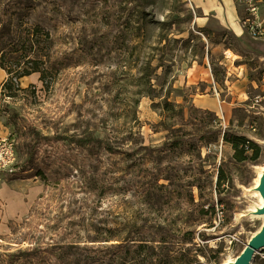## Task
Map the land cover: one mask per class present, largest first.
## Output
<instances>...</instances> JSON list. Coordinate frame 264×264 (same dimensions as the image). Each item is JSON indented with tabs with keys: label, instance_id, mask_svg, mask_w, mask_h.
<instances>
[{
	"label": "rangeland",
	"instance_id": "obj_1",
	"mask_svg": "<svg viewBox=\"0 0 264 264\" xmlns=\"http://www.w3.org/2000/svg\"><path fill=\"white\" fill-rule=\"evenodd\" d=\"M0 2L17 11L35 6L32 22L51 32L60 62L49 88L33 74L20 80L16 99L2 98L8 76L0 68V131L15 140L18 170H27L0 183L22 181L36 190L29 212L14 218L4 215L0 198V246L14 251L38 237L84 241L94 227L126 235L133 223L142 236L152 232L146 219H190L208 239L201 260L225 264L263 233L264 43L233 36L215 19L199 27L202 13L183 0ZM199 66L218 87L196 106L206 85L188 87L185 79ZM165 101L179 106L182 118L177 107L167 112ZM222 132L256 143L258 158L250 151L247 160H235L232 146L217 138ZM82 137L105 140L114 152L79 150L67 141ZM39 167L60 181L28 218L45 191L33 172ZM250 264H264V248Z\"/></svg>",
	"mask_w": 264,
	"mask_h": 264
},
{
	"label": "trees",
	"instance_id": "obj_2",
	"mask_svg": "<svg viewBox=\"0 0 264 264\" xmlns=\"http://www.w3.org/2000/svg\"><path fill=\"white\" fill-rule=\"evenodd\" d=\"M31 1L35 4L38 0ZM36 13L35 6L17 11L0 5V68L8 76L1 86L2 98L16 99L18 92L22 90L20 80L33 74H39L40 81L49 88L53 83L52 75L59 70L60 62L53 55V36L43 24L32 22ZM163 104L167 112H173L177 107L168 101ZM177 108V116L182 118L183 111L179 106ZM30 131L34 139L39 137L36 127H31ZM218 137L232 146L233 157L237 161L247 160V153L250 151H253L251 159L258 158L261 152L260 147L246 137L229 136L226 132L220 133ZM68 140L77 143L79 150L93 152L94 149L100 148L114 152L111 143L102 139L82 137L76 141H71L70 138ZM47 158L50 157H46V160ZM23 171L27 172L24 168L19 170L20 173ZM33 172L35 177L43 182L45 191L34 203L28 218L32 217V210L39 202L45 199L49 186L57 185L60 181L58 176L47 169L39 167ZM221 181L223 175L220 174L217 186ZM66 216V219H70L74 215ZM178 222L180 225L171 219H146L144 227H148L152 232L142 236L138 235L139 231L133 223L128 225L131 229L126 235L111 229L101 232V227H94L95 235L83 237L84 241H81L80 236L67 237L60 241H55L53 237L49 240L38 237L30 243V247L19 246L14 251L0 246V264H210L200 258L203 251L201 244L208 239L198 233L196 227L192 228L190 219ZM195 222L201 225L202 216L198 215ZM90 243L105 245H89Z\"/></svg>",
	"mask_w": 264,
	"mask_h": 264
},
{
	"label": "crops",
	"instance_id": "obj_3",
	"mask_svg": "<svg viewBox=\"0 0 264 264\" xmlns=\"http://www.w3.org/2000/svg\"><path fill=\"white\" fill-rule=\"evenodd\" d=\"M193 2L196 7V14L199 11L202 13L200 18H196V23L199 27H208L210 21L215 19L223 30L230 31L232 35L245 34L238 23L239 10L235 0H193ZM252 41L261 43L254 40ZM225 58L228 60L229 56L226 55ZM190 71L192 72L191 74ZM192 78H195V81L190 82ZM185 83L188 87H193L197 84L206 85L205 92L198 95L199 99L194 98L193 100L196 106H200L199 104L203 102V98L209 96L208 93H216L218 87L214 79H212V75H202L200 66L198 68H190L186 73ZM0 137H4L1 131ZM32 194L31 189L22 181H14L9 184L0 183V198L6 202V212L4 215H7L9 218H14L18 215H26L30 209V202L34 198H31ZM26 198H28V201H26ZM0 203L2 204V201H0Z\"/></svg>",
	"mask_w": 264,
	"mask_h": 264
},
{
	"label": "built area",
	"instance_id": "obj_4",
	"mask_svg": "<svg viewBox=\"0 0 264 264\" xmlns=\"http://www.w3.org/2000/svg\"><path fill=\"white\" fill-rule=\"evenodd\" d=\"M196 14L193 0H183ZM241 7L238 23L241 30L252 40L264 43V0H235ZM18 151L11 136L0 137V181L7 176L19 173ZM218 220L223 217V208H218Z\"/></svg>",
	"mask_w": 264,
	"mask_h": 264
},
{
	"label": "water",
	"instance_id": "obj_5",
	"mask_svg": "<svg viewBox=\"0 0 264 264\" xmlns=\"http://www.w3.org/2000/svg\"><path fill=\"white\" fill-rule=\"evenodd\" d=\"M263 248H264V235L260 236L255 241L249 243L247 248L241 253L239 257H237V260L235 261L234 264H250L256 252H258Z\"/></svg>",
	"mask_w": 264,
	"mask_h": 264
},
{
	"label": "bare ground",
	"instance_id": "obj_6",
	"mask_svg": "<svg viewBox=\"0 0 264 264\" xmlns=\"http://www.w3.org/2000/svg\"><path fill=\"white\" fill-rule=\"evenodd\" d=\"M1 71H3V70L1 69ZM262 177H263V172H260V175H259V177L257 179V185L258 186H261V184H262V180H261ZM32 193L33 194L31 196V198H33L35 196L36 190L34 192H32ZM259 195H260L259 196L260 197V204H261L262 209L264 210V194L262 192H260ZM262 235H264V231H263V233L260 236H262ZM260 236H254L253 239L250 241V243L255 241L256 239H258ZM236 260H237V258H235L232 261L226 262L225 264H234Z\"/></svg>",
	"mask_w": 264,
	"mask_h": 264
}]
</instances>
